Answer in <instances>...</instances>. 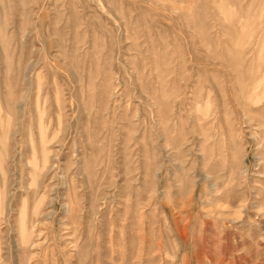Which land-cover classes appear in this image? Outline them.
Returning a JSON list of instances; mask_svg holds the SVG:
<instances>
[{
    "label": "rangeland",
    "instance_id": "rangeland-1",
    "mask_svg": "<svg viewBox=\"0 0 264 264\" xmlns=\"http://www.w3.org/2000/svg\"><path fill=\"white\" fill-rule=\"evenodd\" d=\"M0 153V264H264V0H0Z\"/></svg>",
    "mask_w": 264,
    "mask_h": 264
},
{
    "label": "bare ground",
    "instance_id": "bare-ground-1",
    "mask_svg": "<svg viewBox=\"0 0 264 264\" xmlns=\"http://www.w3.org/2000/svg\"><path fill=\"white\" fill-rule=\"evenodd\" d=\"M21 120V119H20ZM1 154V153H0Z\"/></svg>",
    "mask_w": 264,
    "mask_h": 264
}]
</instances>
